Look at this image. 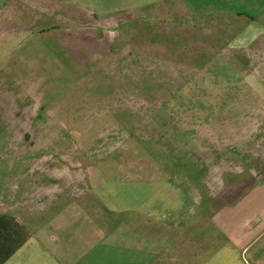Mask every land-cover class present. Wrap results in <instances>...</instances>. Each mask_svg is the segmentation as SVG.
<instances>
[{
    "label": "rangeland",
    "instance_id": "obj_1",
    "mask_svg": "<svg viewBox=\"0 0 264 264\" xmlns=\"http://www.w3.org/2000/svg\"><path fill=\"white\" fill-rule=\"evenodd\" d=\"M176 6L135 14L125 26L0 22L5 210L42 211L43 183L63 188L92 176L106 193L133 178L157 177L177 149L202 153L206 146L216 159L215 148L234 145L242 108L230 105L250 97L241 86L252 82L251 69L227 52L205 58L219 52L194 34L187 11Z\"/></svg>",
    "mask_w": 264,
    "mask_h": 264
},
{
    "label": "crops",
    "instance_id": "obj_2",
    "mask_svg": "<svg viewBox=\"0 0 264 264\" xmlns=\"http://www.w3.org/2000/svg\"><path fill=\"white\" fill-rule=\"evenodd\" d=\"M176 4L219 52L205 58L227 52L251 69L252 82L241 86L250 97L230 105L242 108L234 145L215 148L216 159L206 146L177 149L157 177L106 193L92 176L64 189L43 183L42 211L5 210L1 194L0 264H264V0H0V22L125 26L165 5L178 11Z\"/></svg>",
    "mask_w": 264,
    "mask_h": 264
}]
</instances>
